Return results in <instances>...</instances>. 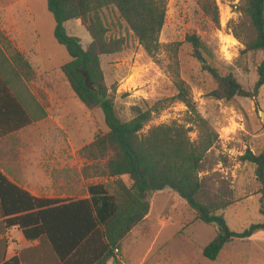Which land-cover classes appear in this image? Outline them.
I'll use <instances>...</instances> for the list:
<instances>
[{
    "label": "trees",
    "instance_id": "16d2710c",
    "mask_svg": "<svg viewBox=\"0 0 264 264\" xmlns=\"http://www.w3.org/2000/svg\"><path fill=\"white\" fill-rule=\"evenodd\" d=\"M203 14L219 25L216 0H196ZM168 0H49L56 19L55 35L66 45L72 59L61 66L72 91L84 106L99 108L108 131L98 132L93 141L77 151L85 160L84 179L104 178L105 182L86 186L87 197L80 199L43 198L32 195L8 177V167L0 170V264H106L115 258L121 241L150 211L151 196L166 188L175 190L195 211L196 220L217 225L214 239L203 248V256L216 260L223 247L234 239H249L264 231V149H247L241 161L255 166L259 183L263 221L243 231L232 230L221 210L233 201L211 204L200 177L203 161L219 136L199 112L190 85L181 77L178 42L162 44ZM240 21L231 26L235 38L244 44V53L264 55V0H240ZM117 11L145 52L157 57L164 49L169 59L166 69L176 93L158 100L149 108L133 106L135 115L122 121L116 114V87L105 82L101 57L120 52L121 38L109 36L103 19L105 9ZM80 21L90 36L85 46L81 38L68 32L67 23ZM192 56L214 80L210 97L230 101L237 96L256 101L264 86V58L258 66V79L252 89L244 88L231 73L222 74L205 58L206 47L195 34L186 37ZM0 36V139L15 134L46 117L41 102L26 84L36 72L22 53ZM173 102L186 106V119L145 126ZM200 128L197 139L190 133ZM128 177L130 183L124 179ZM10 229H18L28 241L38 244L7 258ZM75 262H71L72 260ZM71 260V261H70Z\"/></svg>",
    "mask_w": 264,
    "mask_h": 264
},
{
    "label": "rangeland",
    "instance_id": "374dc122",
    "mask_svg": "<svg viewBox=\"0 0 264 264\" xmlns=\"http://www.w3.org/2000/svg\"><path fill=\"white\" fill-rule=\"evenodd\" d=\"M216 3L219 25L203 14L196 0H168L159 40L162 44L179 43L181 77L190 85L200 114L219 136L203 161L200 177L211 204L235 203L219 213L232 230L240 232L263 221L255 166L241 161L240 156L247 149L255 153L264 149V86L257 104L248 97L237 96L230 101L210 97L214 80L192 56L186 37L197 35L205 44L207 62L222 74L234 75L246 89H252L257 81L264 55L262 51L242 52L244 44L231 31V26L243 17L240 0ZM102 16L109 36L125 43L120 52L102 56L101 66L106 84L116 87V114L128 121L135 115L133 106L146 109L176 93L166 69L169 55L166 49L155 58L148 55L116 10L105 9ZM55 29L49 0H0V36L31 63L36 76L26 84L46 112L45 118L19 133V142L30 143L36 151H70L64 167L53 166L54 182L74 178L86 189L88 184L106 179L81 180L82 169L88 163L72 151L89 144L98 132L105 133L108 128L102 110L87 109L62 73L61 66L72 56L68 47L58 41ZM67 29L81 38L83 46L90 42L80 21L67 23ZM10 49L5 47L7 52ZM186 109L181 102L170 103L154 114L144 131L174 120L185 122ZM200 131L195 126L191 138L197 139ZM124 179L130 183L128 177ZM151 203L150 212L124 237L114 252L115 258L106 264H264L263 230L249 239L227 243L212 261L202 251L214 239L217 225L197 221L195 211L173 189L155 192Z\"/></svg>",
    "mask_w": 264,
    "mask_h": 264
},
{
    "label": "crops",
    "instance_id": "0c3cea01",
    "mask_svg": "<svg viewBox=\"0 0 264 264\" xmlns=\"http://www.w3.org/2000/svg\"><path fill=\"white\" fill-rule=\"evenodd\" d=\"M25 129L0 139V170L6 172L3 166H7L9 179L16 182L14 181L16 176L20 179L18 183L37 197L55 199L87 197V189L82 188V183H78L74 178L72 180L60 178L54 182L53 166L55 169L59 165L61 168L64 167L68 163L67 158L71 152L66 149L52 150L51 148L36 151L33 146L30 148V143L19 142V133ZM77 151L72 152L75 154ZM80 179H83L82 176ZM6 236L9 240L7 258L38 244V241L26 240L18 229H10Z\"/></svg>",
    "mask_w": 264,
    "mask_h": 264
},
{
    "label": "bare ground",
    "instance_id": "6f19581e",
    "mask_svg": "<svg viewBox=\"0 0 264 264\" xmlns=\"http://www.w3.org/2000/svg\"><path fill=\"white\" fill-rule=\"evenodd\" d=\"M235 41V39H233Z\"/></svg>",
    "mask_w": 264,
    "mask_h": 264
}]
</instances>
